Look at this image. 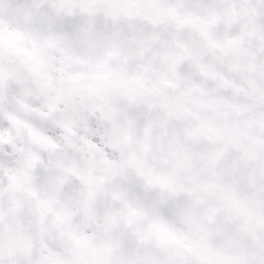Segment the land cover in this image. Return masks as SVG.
<instances>
[{
  "label": "snow or ice",
  "instance_id": "6c2138e0",
  "mask_svg": "<svg viewBox=\"0 0 264 264\" xmlns=\"http://www.w3.org/2000/svg\"><path fill=\"white\" fill-rule=\"evenodd\" d=\"M0 264H264V0H0Z\"/></svg>",
  "mask_w": 264,
  "mask_h": 264
}]
</instances>
